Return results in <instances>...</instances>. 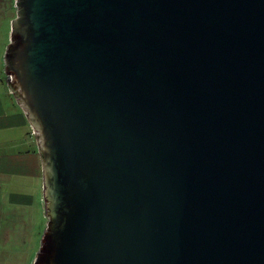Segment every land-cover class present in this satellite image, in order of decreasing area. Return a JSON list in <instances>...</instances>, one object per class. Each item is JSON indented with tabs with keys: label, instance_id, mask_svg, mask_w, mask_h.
I'll return each mask as SVG.
<instances>
[{
	"label": "water",
	"instance_id": "95a60500",
	"mask_svg": "<svg viewBox=\"0 0 264 264\" xmlns=\"http://www.w3.org/2000/svg\"><path fill=\"white\" fill-rule=\"evenodd\" d=\"M7 84L48 225L33 264H264V0H17Z\"/></svg>",
	"mask_w": 264,
	"mask_h": 264
},
{
	"label": "rangeland",
	"instance_id": "374dc122",
	"mask_svg": "<svg viewBox=\"0 0 264 264\" xmlns=\"http://www.w3.org/2000/svg\"><path fill=\"white\" fill-rule=\"evenodd\" d=\"M17 0H0V78L1 91L9 92L5 73V55L11 41ZM14 100L15 98L12 97ZM24 134L25 131H20ZM8 136L0 134V156L26 152L30 145L18 148L4 147ZM36 149V147H35ZM0 171V264H33L39 253L48 225L43 196V174L39 179L13 177ZM25 195V202L14 195Z\"/></svg>",
	"mask_w": 264,
	"mask_h": 264
},
{
	"label": "crops",
	"instance_id": "0c3cea01",
	"mask_svg": "<svg viewBox=\"0 0 264 264\" xmlns=\"http://www.w3.org/2000/svg\"><path fill=\"white\" fill-rule=\"evenodd\" d=\"M1 84L2 80L0 78V86ZM12 97L10 90L4 93L0 89V134L8 136L4 140V147L9 146L13 149L26 144L32 147L31 150L26 152L0 156V171L12 175L10 176L11 180H13V177L20 176L39 179L42 177L43 171L36 138L24 112ZM20 131H25V136L20 134ZM14 196L20 197L27 203L29 201L23 194Z\"/></svg>",
	"mask_w": 264,
	"mask_h": 264
}]
</instances>
